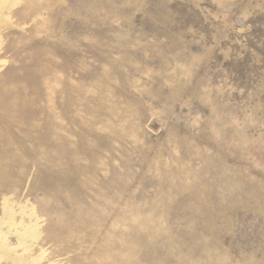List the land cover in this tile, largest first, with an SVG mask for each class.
I'll return each mask as SVG.
<instances>
[{
    "label": "rangeland",
    "instance_id": "obj_1",
    "mask_svg": "<svg viewBox=\"0 0 264 264\" xmlns=\"http://www.w3.org/2000/svg\"><path fill=\"white\" fill-rule=\"evenodd\" d=\"M0 264H264V0H0Z\"/></svg>",
    "mask_w": 264,
    "mask_h": 264
}]
</instances>
